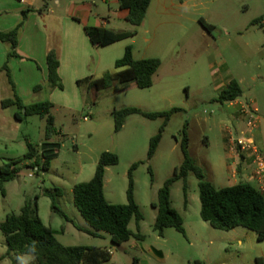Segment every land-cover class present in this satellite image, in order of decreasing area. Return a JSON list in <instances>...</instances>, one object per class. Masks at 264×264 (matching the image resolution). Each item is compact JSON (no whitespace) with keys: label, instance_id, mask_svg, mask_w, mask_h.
I'll return each instance as SVG.
<instances>
[{"label":"rangeland","instance_id":"1","mask_svg":"<svg viewBox=\"0 0 264 264\" xmlns=\"http://www.w3.org/2000/svg\"><path fill=\"white\" fill-rule=\"evenodd\" d=\"M94 1V11L103 13L108 7L118 8L114 0ZM182 1L150 0L144 20L137 26L115 17L117 30L135 33L99 48L102 61L109 60L106 69L114 71L113 61L130 45L136 59H160L152 85L141 88L133 80L115 81L107 88H85L81 93L85 98L83 106L74 107L69 114L56 105L51 111L56 116V126L64 124L63 133L56 132L51 138L60 143L58 155L47 170L34 171L27 165L31 162L28 159L21 163L18 176L4 183V194L0 190V221L7 213H19L25 200L36 197L39 217L52 227L62 244L98 245L115 252V258L102 264H193L196 258L204 264L222 261L245 264V256L239 258L231 253L230 247L222 248L217 242L219 238L209 243L211 232L225 233L201 219L198 179L193 173L187 176L186 207L182 180L175 181L170 191L171 204L183 217L187 234L167 227L166 241L155 235L146 236L147 243L163 251L162 260L141 253L129 242L116 247L105 232H100L101 236L89 233V225L72 201V184L93 177L100 153L105 150L116 153L118 162L108 166L104 175L105 197L111 203L127 202V173L137 162L132 170L134 198L144 218V233H149L155 212L151 203L157 201V190L183 160L180 141L184 123H187L188 152L206 179L216 187L241 181L240 175L232 177L228 169L229 137L244 128L246 119H236L239 102L232 105L217 99L223 84L230 79L240 83L242 94L238 100L244 101L249 110L254 104L257 106L259 119L251 135L264 149V23H252L264 13V0ZM199 18L213 25L211 32L204 29ZM66 85L62 95L75 105L76 87L73 83ZM5 87V78L0 77V93H6ZM122 107L150 112L180 108L170 115L151 158H147L150 139L163 119L135 113L127 116L122 128L115 131L112 111ZM14 111L19 112L21 119L14 117ZM44 129L45 118L25 116L15 105L0 107V165L22 156L27 150L26 140L39 145L44 140ZM53 187L62 189L55 202L69 220L52 210L51 198L43 193L45 188ZM130 228L136 231L134 220ZM243 230L249 236L245 252L262 244L252 231ZM134 254L139 255L140 262L133 260ZM32 257V254H8L0 232V264H24Z\"/></svg>","mask_w":264,"mask_h":264},{"label":"trees","instance_id":"2","mask_svg":"<svg viewBox=\"0 0 264 264\" xmlns=\"http://www.w3.org/2000/svg\"><path fill=\"white\" fill-rule=\"evenodd\" d=\"M150 0H117L118 8L127 9L125 19L133 26L139 25L146 15ZM45 5L40 8L25 7L21 10L20 21L11 29L0 30V41L8 45L6 58L0 70L6 72L8 82L11 85L13 94L0 101L2 108L15 105L23 115H39L45 118L44 140L39 145H33L26 140V152L17 158L10 159L0 165V190L4 194V183L18 176L23 167L24 160H31V167L38 166L39 169L47 170L51 161L57 157L60 147L59 141L51 140L57 132L55 119L51 110L53 103L48 100L26 103L18 93L13 80L9 61L13 58L22 59L23 56L17 53L18 38L23 28L27 15L32 11H42ZM264 13L255 18L252 23L263 24ZM200 24L207 31L211 32L213 25L199 18ZM86 34L91 43L95 46H106L116 41L132 36L134 30H113L103 26H85ZM47 80L46 86L50 89H63V82L58 73L60 65L59 56L55 49H49L46 53ZM160 65L157 57H145L136 59L130 45L125 46L123 55L114 62V71H105L101 76L91 79L86 76L77 79L76 83H87L89 88L101 89L110 87L115 81L133 80L137 87L145 88L152 85V76ZM44 87V84L37 83L33 86L36 92ZM242 94L240 83L236 79H230L219 91L217 99L221 102L232 101ZM180 108L172 107L165 111H143L138 107H122L114 109L112 116L114 130L122 128L127 116L139 113L145 117L154 119L161 117L163 123L154 134L149 143L147 158H151L161 139L162 131L170 115L179 111ZM14 117L21 119L18 111ZM180 147L183 160L178 167H175L173 174L165 179L157 190V201L151 205L156 208V215L153 221V229L159 234L167 227H174L177 231L185 234V227L181 214L172 206L170 191L172 184L177 180L183 182L184 206L188 204L187 176L193 173L198 179V194L200 200L199 214L203 221L210 226L221 230H230L234 227H243L252 231L256 239H264V194L261 193L252 183L239 181L235 184L224 187H216L206 179L202 168L197 165L194 158L188 152L187 123H184L181 130ZM118 162V155L111 151H102L99 155L93 177L88 181L75 182L72 187V201L80 215L89 225V233L97 235L105 232L109 235L110 242L119 246L131 236L142 237L139 232V221L143 215L134 198V185L132 170L137 166L133 163L128 170V185L126 189V203H111L104 194V175L106 168ZM43 193L51 198V208L66 220L68 216L56 205V197L62 195L59 187L45 188ZM134 220L137 231L129 228L130 222ZM0 232L4 236L7 253L15 255L32 254V259L27 264H102L110 259L111 252L108 248L98 245H64L55 235L54 230L46 225L37 213L36 197L34 200H25L19 209V213H7L0 221ZM260 258H256L259 261ZM188 264H191L190 262ZM193 264H199L197 260Z\"/></svg>","mask_w":264,"mask_h":264},{"label":"crops","instance_id":"3","mask_svg":"<svg viewBox=\"0 0 264 264\" xmlns=\"http://www.w3.org/2000/svg\"><path fill=\"white\" fill-rule=\"evenodd\" d=\"M103 1L106 2V0ZM114 2L117 3V0H114ZM182 2H185V0ZM94 3V0H0V30H8L14 27L21 19L20 12L23 8L30 6L37 9L44 5L46 6L42 11L35 10L27 15L23 28L20 31L18 45L16 48L17 53L23 56V58L15 60L12 59L9 61V67L13 80L16 84L18 93L24 102L29 103L48 99L53 103L52 109L58 105L62 107L63 112L66 114H69L74 107L83 106L85 98H82L83 96H81V93L85 92V88H90L87 83H81L78 85L76 80L86 76H90L91 79L101 76L108 70L106 68L109 63V60L107 61V59L104 62L102 61V52L99 49L100 47L91 43L84 27L88 25L103 26L109 29L117 30L114 27L115 17L125 18L128 13L127 9H111V7H108V11L103 13L94 11ZM8 49V45L0 41V67L6 58ZM49 49H55L58 53L60 61L58 73L64 84L63 89H50L46 86V53ZM113 62H115V60ZM0 77H4L6 83V87L4 88L6 93H0L1 101L5 97H11L13 91L4 70H0ZM40 82L44 84V87L34 92L33 86ZM68 83H73L76 87L74 90L75 97L77 96L74 98L75 105H71L69 98L62 95L65 91V87L67 86L66 84ZM221 84L223 83H220L219 85ZM225 84H223V86ZM80 87H82V89ZM238 99L239 97L235 100ZM235 115L237 120H241L243 118L242 113L238 108ZM54 119L57 132L63 133L62 128L64 124L61 123L58 128L56 126L55 115ZM240 131L241 129L238 133ZM258 147L264 154L263 147L260 144H258ZM231 167L232 165L230 160L228 163V169L230 170ZM74 183L72 184V187ZM235 183L237 182L233 181L229 185ZM153 208L155 210L153 214L154 221L157 210L155 207ZM143 222L144 218L139 221V232L142 234V237L138 238L136 236H131L119 246H122L123 243L129 242L131 243V247L138 248L141 253L152 256L158 260H162L164 258L163 251L160 248L154 247L151 243H147L145 240L147 235H155L157 239L166 241L168 239L166 235V228L161 234H159L153 229L152 224L149 233L146 234L144 233L145 229L143 227ZM184 227L185 233L187 234V227ZM135 228L137 231L136 223ZM243 229L245 228L238 226L230 230H222L225 234H212L211 232L209 243L213 244L215 240L214 238L217 237L220 239L217 242L222 248L228 246L232 249L230 251L235 256L239 258L245 256V264H264V239L260 241L262 243L260 246H253L249 249V251L245 252V249L247 248V238L249 236ZM97 235L101 236L103 234L99 232ZM109 250L111 252L109 260H111L115 258V252H113L112 249ZM246 253H248L247 256L245 255ZM256 258H260L259 261H256ZM133 260L136 262L141 261L139 255L137 254L133 255ZM195 260H197L199 264H204L200 258H196ZM29 261L24 264H27ZM218 264L226 263L222 261Z\"/></svg>","mask_w":264,"mask_h":264},{"label":"built area","instance_id":"4","mask_svg":"<svg viewBox=\"0 0 264 264\" xmlns=\"http://www.w3.org/2000/svg\"><path fill=\"white\" fill-rule=\"evenodd\" d=\"M230 104H240V112L246 119L244 128L236 135L230 134L229 155L231 160V176L240 175L241 181L252 183L261 193L264 194V154L260 151L255 139L251 135V130L257 127L259 116L256 114L255 105L249 110L244 101L232 100ZM88 116L85 114L83 118ZM34 171L40 170L38 166L33 167ZM32 176V173L29 172Z\"/></svg>","mask_w":264,"mask_h":264}]
</instances>
